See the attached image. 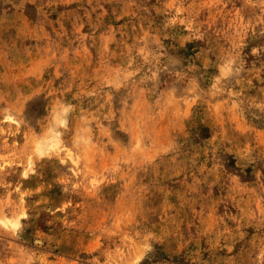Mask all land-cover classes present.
I'll use <instances>...</instances> for the list:
<instances>
[{
	"label": "rangeland",
	"instance_id": "1",
	"mask_svg": "<svg viewBox=\"0 0 264 264\" xmlns=\"http://www.w3.org/2000/svg\"><path fill=\"white\" fill-rule=\"evenodd\" d=\"M0 264H264V0H0Z\"/></svg>",
	"mask_w": 264,
	"mask_h": 264
}]
</instances>
